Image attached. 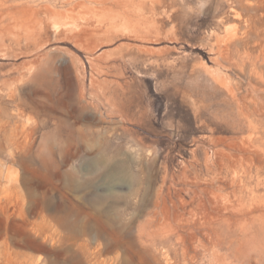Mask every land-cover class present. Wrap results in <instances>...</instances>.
<instances>
[{"label":"rangeland","instance_id":"rangeland-1","mask_svg":"<svg viewBox=\"0 0 264 264\" xmlns=\"http://www.w3.org/2000/svg\"><path fill=\"white\" fill-rule=\"evenodd\" d=\"M126 4L0 0V264H264V0Z\"/></svg>","mask_w":264,"mask_h":264},{"label":"bare ground","instance_id":"bare-ground-1","mask_svg":"<svg viewBox=\"0 0 264 264\" xmlns=\"http://www.w3.org/2000/svg\"><path fill=\"white\" fill-rule=\"evenodd\" d=\"M119 1V0H118ZM121 2H122V4H124V5H127L126 3H127V0H121ZM29 9V8H28ZM28 9H25V10H23V12H22V19H20V20H26V22H27V24L29 23L30 24V28H34V26H31L33 23H34V21H35V19H42V18H40V17H38V15H37V13L35 14L33 11L32 12H30L31 10H33V9H31L30 11L28 10ZM16 10H18V9H16ZM53 14V13H52ZM17 16V15H16ZM38 17V18H37ZM18 18H19V16H18ZM21 18V17H20ZM130 19H132V18H130ZM42 21H43V19H42ZM32 22V23H31ZM38 22V21H37ZM39 22H40V20H39ZM38 22V23H39ZM36 23V22H35ZM34 23V24H35ZM41 23V22H40ZM29 24H28V28H29ZM45 25V24H44ZM43 26V25H42ZM41 27V26H40ZM40 27H39V29H40ZM43 28H45V27H43ZM37 29V28H36ZM42 29V28H41ZM39 31V30H38ZM37 31V32H38ZM41 31V30H40ZM83 31V30H82ZM85 31V33H83L82 32V36L81 37H84V36H86L87 34H88V32L86 31V30H84ZM32 32V31H31ZM80 32H81V30H80ZM79 32V33H80ZM36 33V32H35ZM41 33V32H40ZM75 33V32H74ZM29 35H30V33H28ZM32 34V33H31ZM33 35V34H32ZM34 36H35V34H34ZM88 36V35H87ZM263 52V51H262ZM263 66H264V64H262ZM257 67V66H256ZM262 67V66H261ZM255 68V67H254ZM258 68V67H257ZM243 69V68H242ZM256 70V69H255ZM261 70V69H260ZM259 70V71H260ZM264 71V70H263ZM262 71V72H263ZM256 72V71H255ZM258 73V72H257ZM262 80V79H261ZM261 82H263V81H261ZM234 96V95H233ZM247 98V97H246ZM238 105H240V104H238ZM248 105V104H247ZM241 107V106H240ZM237 109H239L238 107H237ZM252 109V108H251ZM256 109V108H255ZM243 111V115L246 117V119L248 120V121H250V123L252 124V122H254L255 121V119L254 118H252V113L251 112H246L245 111V109L244 110H242ZM249 111V110H248ZM254 111V110H253ZM263 115V114H262ZM261 115V116H262ZM240 117V116H239ZM262 120V119H261ZM28 132V131H27ZM27 134V133H26ZM214 204V203H213ZM231 204V203H230ZM241 204H242V202H241ZM244 204V203H243ZM219 206V205H218ZM226 206H227V204H226ZM230 206V205H229ZM241 206V205H240ZM232 207H234L235 208V206H232ZM243 207V206H242ZM215 208V207H214ZM213 208V211L211 212V215L210 216H212L213 218H214V220H216V219H220V220H222V221H224V222H228V223H233L232 222V216H230L229 215V213L228 214H226V215H224L223 214V212H221V209H217V208H215L214 209ZM230 208H231V206H230ZM240 208V207H239ZM226 209H227V207H226ZM208 210V209H207ZM229 210V209H228ZM235 211V210H234ZM231 212H232V210H231ZM264 212V211H263ZM240 213H242V212H240ZM262 213V212H261ZM261 213H259L260 215H261ZM210 214V213H209ZM254 215V214H253ZM260 215H259V217H260ZM250 216V215H249ZM255 216V215H254ZM212 217H211V219H212ZM241 217V216H240ZM251 217H253V216H251ZM233 219H234V217H233ZM242 219H243V217H242ZM241 219V221H243ZM245 219V218H244ZM247 219V218H246ZM244 220L243 222H240V223H242L243 225H245V223H246V221L247 220ZM208 220H210V218H208ZM237 220V219H236ZM252 220H253V218H252ZM211 221V220H210ZM218 221V220H217ZM249 222V221H248ZM238 223V222H237ZM207 226H209V225H207ZM229 226L231 227V224H229ZM234 226H235V223H234ZM239 226V225H238ZM248 226H249V224H248ZM250 227V226H249ZM253 227V226H252ZM251 227V228H252ZM213 228V232H215L214 230H215V227H212ZM223 228H224V226H223ZM239 228V227H238ZM241 228H242V225H241ZM245 228H246V225H245ZM248 228V227H247ZM209 230V229H208ZM248 230V229H247ZM246 230V231H247ZM206 231V230H205ZM223 231V230H222ZM242 231V230H241ZM228 233V232H227ZM227 233H226V235H227ZM244 233H245V230H244ZM248 233H249V231H248ZM248 233H247V235H248ZM211 234V233H210ZM232 234V233H231ZM230 235V234H229ZM243 235H245V234H243ZM246 235V236H247ZM219 236V235H218ZM236 237V236H235ZM228 238V237H227ZM250 238V237H249ZM222 239V238H221ZM247 239V238H246ZM217 240V239H216ZM233 242V241H232ZM225 243V242H224ZM231 243V242H230ZM234 243V242H233ZM245 244V243H244ZM216 245H217V243H216ZM229 245V244H228ZM231 246H232V244H231ZM246 261V260H245ZM222 262V261H221Z\"/></svg>","mask_w":264,"mask_h":264}]
</instances>
